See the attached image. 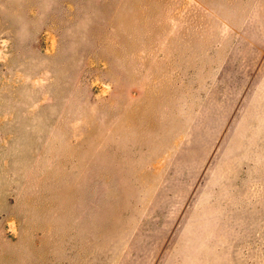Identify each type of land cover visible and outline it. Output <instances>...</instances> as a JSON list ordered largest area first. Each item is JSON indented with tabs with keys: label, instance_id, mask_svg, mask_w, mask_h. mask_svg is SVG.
I'll use <instances>...</instances> for the list:
<instances>
[{
	"label": "rangeland",
	"instance_id": "1",
	"mask_svg": "<svg viewBox=\"0 0 264 264\" xmlns=\"http://www.w3.org/2000/svg\"><path fill=\"white\" fill-rule=\"evenodd\" d=\"M0 264H264V0H0Z\"/></svg>",
	"mask_w": 264,
	"mask_h": 264
}]
</instances>
